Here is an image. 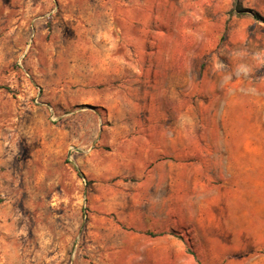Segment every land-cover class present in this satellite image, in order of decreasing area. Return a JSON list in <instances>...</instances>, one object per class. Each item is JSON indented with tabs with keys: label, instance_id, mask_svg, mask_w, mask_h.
I'll return each mask as SVG.
<instances>
[{
	"label": "rangeland",
	"instance_id": "rangeland-1",
	"mask_svg": "<svg viewBox=\"0 0 264 264\" xmlns=\"http://www.w3.org/2000/svg\"><path fill=\"white\" fill-rule=\"evenodd\" d=\"M0 264H264V0H0Z\"/></svg>",
	"mask_w": 264,
	"mask_h": 264
},
{
	"label": "trees",
	"instance_id": "trees-1",
	"mask_svg": "<svg viewBox=\"0 0 264 264\" xmlns=\"http://www.w3.org/2000/svg\"><path fill=\"white\" fill-rule=\"evenodd\" d=\"M240 12H242V10H239L238 13H240ZM256 17H257V19H258V18H260V17H262V16H260L259 14H256ZM262 19H263V18H262Z\"/></svg>",
	"mask_w": 264,
	"mask_h": 264
}]
</instances>
